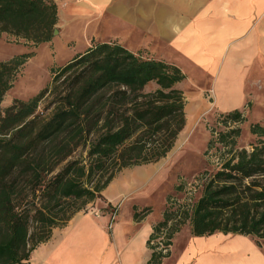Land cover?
I'll use <instances>...</instances> for the list:
<instances>
[{
	"label": "trees",
	"instance_id": "trees-1",
	"mask_svg": "<svg viewBox=\"0 0 264 264\" xmlns=\"http://www.w3.org/2000/svg\"><path fill=\"white\" fill-rule=\"evenodd\" d=\"M57 23L54 0H0V33L40 44L53 39ZM32 55L0 61V102ZM184 79L165 60L117 41L94 42L53 68L35 96L16 99L0 113V264H27L33 249L102 197L122 169L167 157L186 125L185 95L177 86ZM241 118L235 111L224 121ZM251 132L264 136V124H253ZM80 147L86 157L70 159ZM180 191L178 184L168 199ZM187 217L195 235L222 231L264 238V140L224 160ZM175 219L167 204L150 246L163 227L171 244L185 222ZM151 248L149 264H161L169 252Z\"/></svg>",
	"mask_w": 264,
	"mask_h": 264
},
{
	"label": "crops",
	"instance_id": "crops-1",
	"mask_svg": "<svg viewBox=\"0 0 264 264\" xmlns=\"http://www.w3.org/2000/svg\"><path fill=\"white\" fill-rule=\"evenodd\" d=\"M54 1L58 39L70 60L94 42L117 41L179 67L185 79L177 86H206L215 104L218 90L224 92L223 106L233 91L240 97L245 86H264V0ZM167 160L122 169L90 203L104 214L77 212L33 249L27 264H149V240L168 204L162 178ZM114 204L120 206L109 228ZM161 264H264V247L253 235H195L188 227L173 233Z\"/></svg>",
	"mask_w": 264,
	"mask_h": 264
},
{
	"label": "rangeland",
	"instance_id": "rangeland-1",
	"mask_svg": "<svg viewBox=\"0 0 264 264\" xmlns=\"http://www.w3.org/2000/svg\"><path fill=\"white\" fill-rule=\"evenodd\" d=\"M55 36V43H52V39L49 42L34 44L24 38L0 33V61H7L23 53H33L21 67L13 86L0 102V113H3L5 108L16 99L28 100L35 96L51 80L52 69L70 60L67 57H70L71 51L66 50L61 40L58 39L59 29ZM160 55L165 57V49L161 50ZM143 56L149 58L147 54ZM155 87L152 84L147 89L152 90ZM200 87L205 88V91H201ZM179 88L185 95V113L188 117V124L181 131L174 147L166 157L168 165L162 173V178L164 177L165 180L166 199L171 193H176L178 184L176 178L191 177L206 171L214 172L215 167L230 158L236 150L243 148L252 150L253 146L264 140V136L251 132L253 124H264V86H245L243 93L240 92V97L238 91L231 92V95L225 99L228 106H223L225 97L224 92L220 90H218L219 102L215 104L213 103L214 96L210 97L211 90L206 89V86H191L186 81ZM203 94H205V99L201 98ZM45 105L47 101L41 104L39 111L43 110ZM235 111L241 112V119L219 122V119ZM211 140L215 142L213 150L208 153L207 149ZM86 155L87 149L80 147L70 159L85 158ZM158 162H165V158ZM89 205L80 211L87 212ZM188 227L192 229L190 222L178 224L179 230H187ZM253 237L264 247V238Z\"/></svg>",
	"mask_w": 264,
	"mask_h": 264
},
{
	"label": "built area",
	"instance_id": "built-area-1",
	"mask_svg": "<svg viewBox=\"0 0 264 264\" xmlns=\"http://www.w3.org/2000/svg\"><path fill=\"white\" fill-rule=\"evenodd\" d=\"M221 121H224V118L219 119V122ZM228 122H231V120H228ZM214 133L216 134V131H214ZM212 150L213 149L211 148L209 152H211ZM222 162L219 163L218 167H215L216 170L221 168ZM212 175L213 172H201L194 174L191 177H181L178 183L181 186L180 193L168 199V206H170L171 210L174 211V214L176 216L175 220H184L185 222H190L189 217L185 218V215L188 214L190 216L192 214L195 202L202 195V192L211 179ZM119 206V204H114L110 208L111 217L108 225L109 228H112L113 226V223L118 214ZM87 209L88 213L96 216H102L104 214V210L102 208H96L95 206L90 205L89 207H87ZM171 224L172 220L169 221V226ZM167 232L168 227H163L155 237V239L150 242L151 246H155V249L162 252L163 255L167 254L170 250V244L167 243V240H169L167 238Z\"/></svg>",
	"mask_w": 264,
	"mask_h": 264
},
{
	"label": "water",
	"instance_id": "water-1",
	"mask_svg": "<svg viewBox=\"0 0 264 264\" xmlns=\"http://www.w3.org/2000/svg\"><path fill=\"white\" fill-rule=\"evenodd\" d=\"M57 31H58V30H57V29H55V33H57Z\"/></svg>",
	"mask_w": 264,
	"mask_h": 264
}]
</instances>
